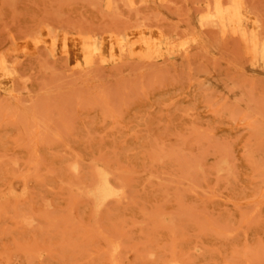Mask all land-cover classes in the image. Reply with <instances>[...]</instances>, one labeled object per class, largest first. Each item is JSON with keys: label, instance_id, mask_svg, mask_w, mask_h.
<instances>
[{"label": "rangeland", "instance_id": "1", "mask_svg": "<svg viewBox=\"0 0 264 264\" xmlns=\"http://www.w3.org/2000/svg\"><path fill=\"white\" fill-rule=\"evenodd\" d=\"M0 264H264V0H0Z\"/></svg>", "mask_w": 264, "mask_h": 264}, {"label": "bare ground", "instance_id": "2", "mask_svg": "<svg viewBox=\"0 0 264 264\" xmlns=\"http://www.w3.org/2000/svg\"><path fill=\"white\" fill-rule=\"evenodd\" d=\"M237 13V11L235 12ZM103 47L101 48L100 53L107 55L109 53L115 54L117 51V44H110L109 40H106L103 43ZM62 46L65 52L69 56H82L88 53L89 51L95 50L97 47L94 45L91 40H87L85 38H78V39H72V40H67L63 39L62 41ZM97 195H101L102 197L104 196H109L112 193V187L111 185L106 181L105 175H101L100 183L96 186V188L93 191Z\"/></svg>", "mask_w": 264, "mask_h": 264}]
</instances>
